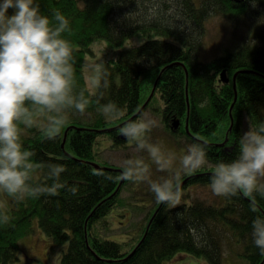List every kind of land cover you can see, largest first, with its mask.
Listing matches in <instances>:
<instances>
[{
  "label": "trees",
  "instance_id": "obj_1",
  "mask_svg": "<svg viewBox=\"0 0 264 264\" xmlns=\"http://www.w3.org/2000/svg\"><path fill=\"white\" fill-rule=\"evenodd\" d=\"M36 2L41 14L50 20L56 12L68 19L71 30L63 36L75 47L74 91L83 92L92 105L90 115L79 116L74 109L69 110L68 123L55 141L46 139V123L39 127L37 118L31 128L21 125V143L35 153L33 160L41 165L33 172L32 182L50 184L45 165L60 164L66 168L61 181L67 187L56 196L39 199L18 202L8 196L9 210L0 207V212L10 216L8 223L0 222V264L18 259L19 238L34 232L35 221L54 243L67 245L61 264H161L179 252L202 256L209 264H223L226 248L247 264H264V255L253 244L251 235L252 220L264 214V198L260 196L255 212L242 194L223 197L220 204L198 199L188 202L187 198L183 200L185 194L176 208L157 204L145 218L140 238L131 246L128 241L118 243L95 234L94 225L117 205L128 181L113 194L120 181L95 173L103 171L115 177L121 171L106 165H98L97 170L92 166L96 164L95 143L99 136L115 143L112 148H128L134 143L121 140L118 129L150 111L160 116L175 143L183 146L193 144L196 138L208 140L209 163L185 173L182 189L187 185H210L213 165L238 155L244 128L264 122V0H199L198 4L197 0ZM13 11L9 9L8 15ZM211 13L234 24L247 20L251 30L234 50L200 60L198 37ZM135 36L140 37L138 42L117 49ZM100 39L107 42L105 51L110 53L102 59L110 85L102 91L99 103L112 101L122 108L125 115L121 120L111 121L98 110L97 90L90 92L84 82L86 75L81 66L87 63V57H95L91 44ZM156 72L161 73L159 79L153 77ZM223 72L225 80L221 78ZM174 119L180 122L175 130L171 128ZM71 187L77 189L75 195L68 191Z\"/></svg>",
  "mask_w": 264,
  "mask_h": 264
},
{
  "label": "clouds",
  "instance_id": "obj_2",
  "mask_svg": "<svg viewBox=\"0 0 264 264\" xmlns=\"http://www.w3.org/2000/svg\"><path fill=\"white\" fill-rule=\"evenodd\" d=\"M9 9L13 14L8 15ZM69 21L60 12L52 19L41 14L36 0H0V192L16 201L56 196L66 188L60 164L45 165L46 179L51 183H33L32 174L41 165L33 160L35 153L21 143V125L31 128L37 115L46 117L44 135L55 141L69 120V110L79 116L90 115L92 100L83 92L75 93L77 85L75 47L63 34L70 31ZM82 70L90 75L88 84L97 90L98 110L109 120L124 118V110L114 102L101 105L102 91L110 85L105 62L84 63ZM142 116V115H141ZM157 126L156 120H128L118 129L125 140L146 150L160 172H168L176 157L165 155L160 146L149 143L148 134ZM238 155L230 161L213 165L210 189L214 196L231 198L242 194L256 211V198H264V122L249 124L248 131L239 137ZM128 167L115 177L96 172L107 180L147 182L158 204L176 208L181 204L183 189L180 172L170 178L153 180L150 167L143 161L127 160ZM209 163L206 143H193L180 158L184 173L195 172ZM73 195L75 187L68 188ZM179 215V214H178ZM0 222L8 223L10 216L0 212ZM252 240L264 255V214L252 220Z\"/></svg>",
  "mask_w": 264,
  "mask_h": 264
},
{
  "label": "rangeland",
  "instance_id": "obj_3",
  "mask_svg": "<svg viewBox=\"0 0 264 264\" xmlns=\"http://www.w3.org/2000/svg\"><path fill=\"white\" fill-rule=\"evenodd\" d=\"M198 2L199 0H197L196 3L198 4ZM220 17L221 16L218 14L211 13L203 23V33L198 37V40L201 42L198 56L200 60H208L213 58V56L215 57L224 54L228 50H234L240 44L237 42H241L243 38L245 39L249 36L247 31L251 30V26L247 20L234 24L235 22L225 19L221 20ZM139 38L140 37L138 36L129 38L128 40H125L121 46L117 47V49L121 50L124 47H129V45L131 46L135 42H138ZM91 46L94 50L95 57H87V63L101 62L103 57H107L108 54H110L105 51L108 44L103 39L95 40ZM160 74L161 73L156 72L153 74V77L159 79ZM186 74L187 72L185 71V76ZM85 75L84 82L89 87V90H91L90 92H95L96 89L88 84L90 73L87 70H85ZM157 100L161 105L163 104V100ZM36 118L39 127L46 123V120L43 122L40 121L44 116L37 115ZM141 119L146 122L149 120L157 121V126L149 133V138H147V140L149 143L159 145L165 155L173 154L176 157L173 168L168 172H160L157 170L156 165L152 162L146 150H138L135 143L128 148H112L111 145L114 144H111L106 136H99L96 140V165H106L114 170L119 169L122 171L123 168L128 167L125 161L132 160L135 162L140 160L143 161L144 164L149 165V174L153 180L170 178L176 172H180V158L185 155L189 145L184 144L183 146L186 147L185 149L182 145L175 143L166 133L164 122L158 114L147 111L141 116ZM245 125H243V128ZM248 129L249 127H245L244 132L248 131ZM205 141L208 140L205 139ZM107 142H110V144H107ZM180 175L182 187H184L185 185L183 183H185V178L183 177L187 174ZM183 194H185L183 200H186L187 198L188 202L198 199L199 201L210 200L213 201L214 204H220L221 199L223 198L214 196L209 185L204 184L187 185L183 188ZM153 196L154 194L150 191L147 182L135 183L128 181L120 192V201L117 205L111 209L104 220L94 225V227L96 226L94 233L97 234L98 232L106 236L108 240L116 241L118 243L128 241L130 246L131 244L134 245L142 234L146 222L145 218L158 204L156 200L151 199ZM10 205L9 197L5 193L0 192V207L3 210H9ZM108 222L110 223V226H108ZM18 242V259L10 264H61L62 253L67 249V245L65 244L54 243L45 231L38 226L37 221H35L34 232L30 235L19 238ZM128 248L129 247L124 246L125 250H128ZM224 251L223 264H226V262H229L230 264H247L244 258L236 255L231 249L227 250L226 248ZM130 254H132V252ZM161 264L209 263L202 256L197 257L190 253L179 252L173 258L164 260Z\"/></svg>",
  "mask_w": 264,
  "mask_h": 264
},
{
  "label": "water",
  "instance_id": "obj_4",
  "mask_svg": "<svg viewBox=\"0 0 264 264\" xmlns=\"http://www.w3.org/2000/svg\"><path fill=\"white\" fill-rule=\"evenodd\" d=\"M174 64H177V65H178V63H174ZM221 78L225 80V74H224V72L221 74ZM186 96H187V95H186ZM235 99H236V97H235ZM186 101H187V105H188L187 97H186ZM145 104H146V103H145ZM145 104H144V105H145ZM143 107H144V106H143ZM142 110H143V108H141V109L137 112V114H135L132 118H135V117H136V116H137ZM179 123H180L179 120L174 119V120L172 121V128H173L174 130L177 129ZM187 128H188V127H187V124H186L185 129L187 130ZM109 130H110V129H108V130H104L103 132H106V131L109 132ZM64 135H66V134H64ZM64 141H65V139L63 140L62 147H63ZM92 166H94V168H96V169L99 168V166L96 165L95 163H93ZM123 182H124V181H121V182H120L119 186L116 188V190H115V192H114L113 194L116 193V191L119 189L120 185H121Z\"/></svg>",
  "mask_w": 264,
  "mask_h": 264
},
{
  "label": "flooded vegetation",
  "instance_id": "obj_5",
  "mask_svg": "<svg viewBox=\"0 0 264 264\" xmlns=\"http://www.w3.org/2000/svg\"><path fill=\"white\" fill-rule=\"evenodd\" d=\"M120 138H121V140H125V137H123L122 135L120 136ZM205 139H206L205 137L204 138H198V139L196 138V139H193V143L194 142H196V143H206L208 145V141H205ZM111 144H115V143L111 142ZM186 152H187V150H186ZM186 152H185V154H186ZM183 184H185V183H183Z\"/></svg>",
  "mask_w": 264,
  "mask_h": 264
}]
</instances>
